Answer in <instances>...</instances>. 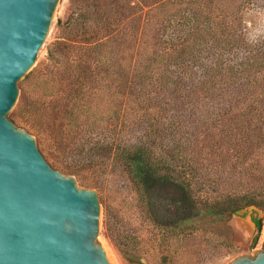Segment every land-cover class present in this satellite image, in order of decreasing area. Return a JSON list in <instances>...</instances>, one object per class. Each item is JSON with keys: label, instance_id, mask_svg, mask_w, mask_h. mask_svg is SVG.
Here are the masks:
<instances>
[{"label": "trees", "instance_id": "trees-1", "mask_svg": "<svg viewBox=\"0 0 264 264\" xmlns=\"http://www.w3.org/2000/svg\"><path fill=\"white\" fill-rule=\"evenodd\" d=\"M250 2L69 0L65 20L57 22L61 36L47 50L51 70L38 74L29 98L30 110L43 122L53 120L57 104L58 146L76 154L88 153L90 136L121 125L129 115L152 129L158 122L148 111L166 97L203 114L197 126L207 123L204 130H214L218 113L226 114L217 135L202 132L200 148L188 138L182 144L173 140L166 155L146 144L113 147L111 161L132 184L144 218L171 238L190 234L187 226L196 220L221 222L249 206L264 213V191H255L258 183L264 185V39L245 45L238 38V15ZM177 14V34H166ZM184 63L201 70L200 97L181 89L183 76L171 70ZM177 84L180 93L169 87ZM129 102L135 108L127 114ZM224 170L240 173L255 187L222 190ZM207 179H213L211 186L204 184ZM250 220L252 248L261 218Z\"/></svg>", "mask_w": 264, "mask_h": 264}, {"label": "rangeland", "instance_id": "rangeland-1", "mask_svg": "<svg viewBox=\"0 0 264 264\" xmlns=\"http://www.w3.org/2000/svg\"><path fill=\"white\" fill-rule=\"evenodd\" d=\"M69 9V0L57 1L47 34L36 53L35 60L17 83L18 96L7 114V119L33 137L37 151L50 168L74 177L77 186L96 192L99 203V227L96 240L102 246L109 264H129L127 258L138 260L141 264H227L236 256H248L253 253L264 243V213L260 209L249 206L243 209L242 215L233 214L221 222L209 219L196 220L187 226L192 231L190 234L171 238L163 229L157 228L144 218L132 184L111 161L115 144L118 146L146 144L154 146L157 152H162L164 155L171 153L173 140L182 144L188 138L196 143L197 148L203 147L200 146L202 132L204 135H217L223 127L222 117L226 114L222 116V112L218 113L221 119L217 117L220 122L217 124L216 121V128L214 124L211 125L214 130H210L208 126L207 130H204L207 123L197 126L203 114L189 109L190 107L185 108V105L175 106L171 102V97H166L165 103L161 105L162 108L159 106L148 111V115L155 117L158 122L152 129H145L143 122L134 123L132 121L134 117L131 118L129 115L121 125L109 126L106 130H101L97 136H90L91 139L85 146L88 153L76 154L74 151H67L63 148L64 145L58 146L55 134L56 123L53 121L57 116V104L53 109L55 113L51 122L39 120L30 110L29 98L38 85V74L51 70L46 54L51 44L61 36L57 22L62 23L65 20ZM178 17L177 14L172 19L173 23L172 20L170 21L166 34H177L178 27L175 23ZM238 20V38L243 44L252 45L263 40L264 0H251L250 3L243 5ZM239 56L240 53L236 58L238 59ZM171 70L183 76L181 89L198 91V96L202 95L200 69L195 65L184 63L171 66ZM22 81L21 89L19 84ZM179 85L169 87H175L174 91L180 93ZM134 108L135 102H129L125 106V111L130 114ZM187 118L189 120L195 118V120L191 123ZM190 126L196 129H188ZM154 129H158L155 134ZM96 140L99 141L98 144L92 146ZM97 157H101L102 161L97 162ZM87 161L88 164L85 165ZM239 174L236 172L235 175L232 170L226 173L224 170L220 182L218 181L221 183V189L231 186L232 189L250 190L255 187L249 185L248 181H242ZM210 183H213V179L205 180L204 184L211 186ZM260 187V191L263 192V183L262 185L258 183L255 191ZM251 217L261 218V230L252 248L251 241L255 236V230Z\"/></svg>", "mask_w": 264, "mask_h": 264}, {"label": "water", "instance_id": "water-1", "mask_svg": "<svg viewBox=\"0 0 264 264\" xmlns=\"http://www.w3.org/2000/svg\"><path fill=\"white\" fill-rule=\"evenodd\" d=\"M57 1L0 0V264H109L96 240V192L50 168L33 137L7 119ZM227 264H264V243Z\"/></svg>", "mask_w": 264, "mask_h": 264}, {"label": "bare ground", "instance_id": "bare-ground-1", "mask_svg": "<svg viewBox=\"0 0 264 264\" xmlns=\"http://www.w3.org/2000/svg\"><path fill=\"white\" fill-rule=\"evenodd\" d=\"M263 236H264V228H263Z\"/></svg>", "mask_w": 264, "mask_h": 264}]
</instances>
